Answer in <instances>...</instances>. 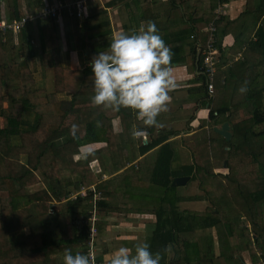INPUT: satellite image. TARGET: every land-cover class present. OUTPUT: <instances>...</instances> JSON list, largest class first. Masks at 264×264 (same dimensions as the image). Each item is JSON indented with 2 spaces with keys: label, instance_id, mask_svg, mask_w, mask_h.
Returning <instances> with one entry per match:
<instances>
[{
  "label": "trees",
  "instance_id": "trees-1",
  "mask_svg": "<svg viewBox=\"0 0 264 264\" xmlns=\"http://www.w3.org/2000/svg\"><path fill=\"white\" fill-rule=\"evenodd\" d=\"M52 1L0 0V21L29 19L16 37V43L13 39L4 41L0 34V264H55V252L66 249L73 254H85L89 226L79 228L77 224L79 218L85 220L89 215L91 195L72 202L68 198L80 187H89L95 182L102 197L96 206V239L98 223L102 220L99 213L110 201V180L102 181L103 173L97 177L89 163L95 159L108 162L105 153L111 154L113 149L118 153L119 162L112 156L106 166L100 162L105 169L103 172L109 176L154 150L153 167L147 178L157 188L160 198L153 239L161 244L162 254L173 247L175 256L168 264H183L184 251L186 260L189 258V246L192 264H227L225 259L229 264H239L234 256L242 251L249 252L251 263H256L264 256V129L257 128L264 124V107L260 100L264 90H255L248 98L253 103L243 112L245 120L231 124L229 141L209 136L203 139V148L199 147L202 141L193 143L190 155L176 153L174 143L162 134L151 142L137 145L131 133L137 129L151 133L153 128L145 126L134 110L113 111L90 102L94 94L90 62L99 51H107L112 41L106 8L115 1L97 8L87 0L84 19L78 20L73 11L74 27L67 21L68 14L63 12L61 22L64 19L68 22L64 28L65 51L61 48L57 20L37 17L43 6L51 5ZM59 1L66 4L74 0ZM140 1L132 0V4ZM142 1L147 3L148 0ZM208 1L207 6L204 0H194L189 3L192 6L188 5V0L164 3L170 7V12L165 13L167 17L173 15L177 5L184 9L183 15L172 20L169 28L165 23L155 24L166 40L168 30L175 29L173 35L178 42L170 49L171 64L185 60L183 54L180 56L179 46L183 38L194 39L188 57L195 60L194 44L198 41L196 35L201 33L196 28L198 24L202 25L205 39L200 42L197 68L207 71L203 52L207 50L210 35L218 51L217 57L224 55L222 38L233 22L224 15H217V11L223 10L216 7L231 0ZM150 3L157 5L160 0H150ZM146 13L139 18L148 17ZM244 13L255 15V23H258L264 16V0ZM129 18V24L137 20L131 14ZM123 27L124 30L130 28ZM255 36L257 41L260 36L264 37V23L258 26ZM62 51L66 56L77 54L79 63L74 69L61 64ZM219 67L215 63L216 75ZM215 74L213 84L217 83ZM205 78L203 76L201 81ZM47 79L51 81L50 89L40 88ZM204 85L206 89V82ZM220 115V109L209 111L211 119ZM114 120L121 124L120 133L114 132ZM73 124L75 129H72ZM218 142L221 148L216 152ZM92 144H101V147L84 154L82 160H75L80 147ZM212 152L214 158L209 160ZM223 168L226 170L222 171ZM135 174L141 176L142 171L134 170ZM178 177H188L189 181L184 186L171 187L172 179ZM39 183L40 190L27 192L28 187ZM190 183L196 184L198 191L187 196L183 190ZM217 194L223 203L218 202ZM181 203H198L205 208L179 211ZM215 245L219 248L217 251ZM225 247L230 252L222 254ZM95 262L100 264V258L95 256Z\"/></svg>",
  "mask_w": 264,
  "mask_h": 264
},
{
  "label": "crops",
  "instance_id": "crops-1",
  "mask_svg": "<svg viewBox=\"0 0 264 264\" xmlns=\"http://www.w3.org/2000/svg\"><path fill=\"white\" fill-rule=\"evenodd\" d=\"M75 1L76 0L71 1V3ZM110 1L112 0L108 2ZM114 1V5H110L109 8H106L112 29V39L124 31L123 26H130L127 34H132L141 29V27H145L148 21H152L155 24L165 23L169 28L170 22H172V20H178V18L183 15L182 10H184L180 8V5H177V3V6H175L176 10H173V15L167 17L165 13L170 12V7L164 4L166 0H160V3L157 5H151L150 0H148L147 3L141 0L140 2H136V4L143 9L149 8L146 13L148 17L143 20L137 18L134 23L132 22L129 24L131 19L128 14L122 10L130 4L133 5L132 0ZM53 2L60 1L53 0L52 3ZM91 2H93V0H91ZM107 3L97 8H103ZM189 3L190 0H188V5H190ZM257 3H259V0H231L228 4H218L216 7L223 10L220 12L219 16L224 15L233 23L229 26L230 28L227 35L222 38L225 53L218 57V64L220 67L218 71L216 70L217 75L215 74V78L217 79V83L213 84L212 97L207 94V90L204 87L205 81H201L203 77L202 69L199 70L197 68V61L201 49L200 42H203L205 39V34H203L204 32H202L201 29L202 25H196V28H199L201 33L196 35L198 41H194L196 47V58L194 61L191 59V56L188 57L189 46L194 39L192 37H189V39H181V43L179 44V46H181L180 56L183 54L185 60L177 64L170 63L177 86L169 93L170 101L167 104V116H165L164 122L161 123L159 120L164 112L160 113L157 117L158 126L152 127L153 130L151 133L143 132L142 136L135 137L136 140H140L142 144H146L162 134V136L169 139L168 141L174 143L176 153H187L190 155L189 145L186 142L177 141L183 138L202 135L208 130V126L216 125L215 120L224 117L222 114L228 112V105L231 103L230 100L233 97L239 101L238 110L233 116L235 117V121L245 120L243 112L248 108L249 103H253L249 101L248 98L253 95L255 90H264V37L260 36V40L258 39L259 41H257L255 36V31L258 26L264 23V16L260 18L258 23H255V15L244 13L252 9ZM184 7L185 6H183V8ZM127 11L129 12L130 10H126V12ZM117 27H119V31H115ZM174 30L175 29L168 30L166 34L168 40L163 38L164 35L161 36L169 49L178 42L173 35L175 32ZM60 36L61 29L59 30V37ZM12 39L13 42L16 43L17 38L14 37ZM60 43L61 48L65 51L61 38ZM63 51L61 52L60 60L61 64L66 67L71 62L72 56L74 55V57H77V54L71 53L69 56H66V53ZM228 69L229 71L227 72ZM245 81L247 82L246 91L241 93L239 89L244 86ZM224 98L227 99V101H225ZM260 100L261 105L264 107V91H262ZM173 103L179 106L173 107ZM172 108H174L176 113L180 116L176 114V118H173L172 116L175 113ZM177 109L179 110L177 111ZM211 109H220L221 115L217 116L216 119H211L209 117V111ZM190 110H193L192 114L189 113ZM175 123H178V125L180 124V128L175 129V127H172ZM223 123H225V121H220L219 125L217 124L215 128L219 129ZM113 126L116 133L121 132L122 127L118 120L113 121ZM257 128L263 130L264 124L257 126ZM229 132L232 136L231 126H229ZM220 138L223 139L222 137ZM90 146H92L91 151L88 153L98 150L101 144H92ZM220 146V142H218L217 150L221 148ZM199 147L202 148V146ZM149 156L152 157L149 158ZM145 159H148V161L146 165L142 166L141 162L145 161ZM94 161L95 160H93V163ZM153 161L154 150L147 153L144 157L138 158L131 165H127L123 169L120 168L121 170L116 174L111 172L112 176H109L105 171L102 172L103 175L101 180H110L111 195L110 201H107V206L102 208L101 213H99L102 220L98 223L96 257L100 258V264H105L107 257L116 248L125 246L131 250L134 249L137 243L143 241H147L150 245V251L154 253L159 252L161 256L160 264L172 262L175 256V252L172 249L173 247L171 246V249L169 248L165 254H162L161 244L155 243L153 239L155 237V211L158 209L157 204L160 203L157 188L153 187L147 180L153 167ZM94 167L96 168V166ZM96 169L97 174L98 172L100 173L99 168ZM132 169L141 170V176L134 175V170ZM183 192L185 195L187 194V196H189L188 189L184 188ZM106 200L107 199L104 201ZM190 204L192 203H181L179 205V211L191 210ZM246 227L249 235H251L250 226L247 224ZM217 248L218 246H216V249ZM55 254V264H63L64 252L56 251ZM188 255L189 258L186 260L184 251L183 264H192L190 246ZM235 258L240 261L239 264L252 262V257L247 251H242L241 254L239 253ZM225 260L227 264L230 263L227 259Z\"/></svg>",
  "mask_w": 264,
  "mask_h": 264
},
{
  "label": "clouds",
  "instance_id": "clouds-1",
  "mask_svg": "<svg viewBox=\"0 0 264 264\" xmlns=\"http://www.w3.org/2000/svg\"><path fill=\"white\" fill-rule=\"evenodd\" d=\"M107 49L99 51L90 62L94 93L90 102L113 111L134 110L145 126H158L157 117L167 111L169 93L177 85L170 64L172 52L155 23L148 21L132 34L119 33ZM246 84L245 81L239 89L241 93L246 91ZM75 128L73 124L72 129ZM131 134L140 137L143 130L137 129ZM160 260L159 252L150 251V245L143 241L131 250L125 246L116 248L105 264H160ZM63 264H90V258L66 249Z\"/></svg>",
  "mask_w": 264,
  "mask_h": 264
},
{
  "label": "built area",
  "instance_id": "built-area-1",
  "mask_svg": "<svg viewBox=\"0 0 264 264\" xmlns=\"http://www.w3.org/2000/svg\"><path fill=\"white\" fill-rule=\"evenodd\" d=\"M85 0H76L75 2H70L63 4L61 2H53L51 5H45L41 11L37 14V17L41 18L42 20L47 18H55L58 21L62 20V13L66 12L68 15V18L74 19V13L78 19L83 16L84 10H85ZM217 15H219V11L216 12ZM29 21L27 18H20L19 20H11V21H0V34L3 36L4 40L7 35L11 36H18V34L22 31L25 24ZM209 32L212 33V29L208 28ZM208 38L206 42V48L207 50L203 53L206 55L204 59V66L206 67L205 72L202 74L203 76H206L205 82H206V90L210 97H212L213 92V79H214V65L215 63H218V51L214 48V41L211 37ZM95 186H89L86 190L82 189L79 194L77 193H71L70 197L68 198L69 201H75L78 197L85 198L89 194L91 195V199L89 200L88 204H91V209L89 211V215L85 220L82 218L78 219L77 227L88 225V231L87 233V240L85 242V254L90 258V264H96L95 262V256H96V231H95V223L97 221L96 217V206L97 203L102 200L101 194L97 192L95 189ZM65 202V201H64ZM243 264H253L251 262L249 263H243ZM254 264H264V256H260L259 260Z\"/></svg>",
  "mask_w": 264,
  "mask_h": 264
},
{
  "label": "rangeland",
  "instance_id": "rangeland-1",
  "mask_svg": "<svg viewBox=\"0 0 264 264\" xmlns=\"http://www.w3.org/2000/svg\"><path fill=\"white\" fill-rule=\"evenodd\" d=\"M109 0H93V2H91V3H93L94 5H96V6H102V5H104L105 3H107ZM205 1V6H207L208 4H209V1L208 2H206V0H204ZM190 3H194V0H190ZM190 6H192V5H190ZM121 8H122V6H121ZM120 8V9H121ZM126 10H130L129 12H130V14H131V17L132 18H135V19H137V18H139V17H141V16H143V15H145V12H148L147 10H149V8L148 9H143V8H141V7H139L137 4L135 5V4H133V5H131L130 4V6H126V7H124L123 8V12H125V13H127L128 14V16H129V12L127 11L126 12ZM83 15H84V13H83ZM136 16V17H135ZM215 16H217V15H215ZM81 19H84L83 18V16H81ZM216 19V18H215ZM71 20H72V18H69V20H67V21H69V22H71ZM65 19H64V21L63 22H61V20L60 21H58V26H59V30L61 29V36H60V38H61V42H63V44H64V48L65 49H67V46H66V41H65V30H64V28H65V24H67L68 25V22H67ZM72 23V22H71ZM72 26L74 27V24L72 23ZM115 31H119V27H117L116 29H115ZM123 33H128V30H124L123 31ZM115 34H117V33H115ZM8 37H12V38H16L17 36H11V35H7L6 36V41H8V40H12V38H8ZM16 41V40H15ZM17 41H18V39H17ZM16 41V42H17ZM78 57H74V55L72 56V59H71V62L69 63V65H67V67L69 68V69H74L75 68V66L76 65H78ZM80 65V64H79ZM81 66V65H80ZM50 77V76H49ZM50 84H51V81H48V79L47 80H44V83H42L39 87L40 88H45V89H50ZM224 100L225 101H227V99H225L224 98ZM231 101V103L228 105V108H229V110H228V112L227 113H225V114H222V115H224V117H221L220 119H216L215 120V123H216V125H210V126H208V130H206L202 135H196V136H192V137H188V138H183L182 140H178L177 142H186L188 145H189V151L191 152V147H193L194 146V142H198V141H202V143H201V145H202V148H203V139H206V138H208L209 136L210 137H215V136H217V134L214 132V128H215V126H217V124L219 125V123H220V121H225V123H227L229 126H232L231 124H235V123H238V121H235V117H233L234 116V114L237 112V110H238V104H239V101H238V99L236 100L234 97L230 100ZM179 106V105H178ZM178 106H176L174 103H173V107H178ZM173 109V111H174V113L175 114H173V118H176V114H177V116L179 115L178 113H176V111H175V109L174 108H172ZM210 109V108H209ZM179 109H177V111H178ZM209 111V110H208ZM189 113L190 114H192L193 113V110H190L189 111ZM162 117H160V120H159V122H161V123H163L164 122V119H165V116H167V111H165L164 113H162ZM180 116V115H179ZM74 119L72 118V121H73ZM224 124V123H223ZM172 127H175V129L176 128H180V124L178 125V123H175V124H173L172 125ZM113 128H114V126H113ZM114 132H115V130H114ZM116 133V132H115ZM134 138V140L135 141H137V145H140V144H142V142L140 141V140H136L135 139V137H133ZM142 139V138H141ZM148 141V140H147ZM91 147L92 146H88V145H85V146H82V147H80L79 148V152H80V154L78 155V156H76V159L75 160H82V158H84V154H86V153H88L89 151H91ZM204 151V150H203ZM218 150H216V152H217ZM106 154V157L108 158V162L104 159V160H100V161H98L97 159H95V161H94V163H93V161H91L90 163H89V167H90V169L92 170V172H94V174H97V169L96 168H99V170H100V173H102L103 172V169H104V167L102 168L101 167V165H100V162H102V164H104L103 166H106L107 165V163L109 164V162H111V160H112V157H113V159L115 160V161H117L118 160V153H117V151H115V149H113L112 150V153L111 154H108V153H105ZM240 155H243V154H240ZM112 156V157H111ZM152 156H149V158H151ZM206 157H208V155L206 156ZM102 158V157H101ZM190 158H191V156H190ZM214 158V156H213V152H212V154L211 155H209V157H208V159L209 160H211V159H213ZM153 160V159H152ZM234 160H236V159H234ZM147 161H148V159H145V161H143V162H141V165L143 166V165H146V163H147ZM237 161H239V160H237ZM104 162V163H103ZM117 162H119V161H117ZM236 164V162H234V167L235 166H237V165H235ZM94 166H96V168L94 167ZM105 170V169H104ZM133 170V169H132ZM131 170V171H132ZM224 170H226L225 168H223V170L222 171H224ZM235 171L237 172V173H240L241 172V169H235ZM99 172H98V174L96 175L97 177H98V175L100 174ZM116 176V175H115ZM102 179V178H101ZM92 185H94L95 186V182L92 184ZM91 185V186H92ZM42 188V185L39 183V184H36V185H34V186H32V187H28L27 188V192L28 193H33V192H36L37 190H40ZM88 187H80L77 191H75L74 193H77V195L79 194V192L82 190V189H84V190H86ZM95 190H96V186H95V188H94ZM186 189H188V195L190 196L191 195V193H192V195H194V194H196L197 193V191H198V189H197V187H196V184H193V183H190L189 185H188V187L186 188ZM97 191V190H96ZM82 192V191H81ZM217 197L216 198H218V202L219 203H223L221 200H220V196H219V194H217L216 195ZM219 196V197H218ZM63 203V202H62ZM205 204V203H204ZM88 205V204H87ZM200 204H198V203H192V204H190L189 206H190V208H191V210H202V209H204L205 208V206H199ZM188 206V205H187ZM225 211L228 213L229 212V210H227L226 208H225ZM238 226L239 227H242V223L241 222H238ZM233 228L235 229L236 228V225L235 224H233ZM239 230H240V228H239ZM226 247H227V245H226ZM226 247H225V249H224V251H222L221 253L222 254H224V253H229L230 251H228V250H226ZM240 247V246H239ZM232 250H234V248L232 249ZM216 251H217V249H216ZM237 253H240L241 254V252H237ZM239 254H237L236 256H238ZM235 256V257H236Z\"/></svg>",
  "mask_w": 264,
  "mask_h": 264
},
{
  "label": "water",
  "instance_id": "water-1",
  "mask_svg": "<svg viewBox=\"0 0 264 264\" xmlns=\"http://www.w3.org/2000/svg\"><path fill=\"white\" fill-rule=\"evenodd\" d=\"M214 132L220 137H222L225 141H229L231 138V133L229 132V125L227 123L222 124L219 129L214 128ZM223 165L225 166V163H223ZM188 180V177L173 178L170 186L181 187L184 186Z\"/></svg>",
  "mask_w": 264,
  "mask_h": 264
}]
</instances>
